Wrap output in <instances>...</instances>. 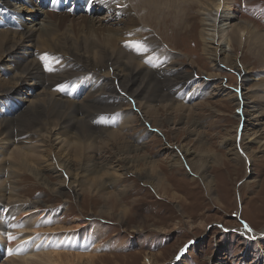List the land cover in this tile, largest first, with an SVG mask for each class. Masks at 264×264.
Returning a JSON list of instances; mask_svg holds the SVG:
<instances>
[{
	"label": "rangeland",
	"instance_id": "rangeland-1",
	"mask_svg": "<svg viewBox=\"0 0 264 264\" xmlns=\"http://www.w3.org/2000/svg\"><path fill=\"white\" fill-rule=\"evenodd\" d=\"M119 2L125 3L124 0ZM19 4L23 5L21 2ZM196 9L195 4L183 8L181 14L184 18L181 16V22L178 20L174 22V19L168 16H164L167 21L162 22L163 17L156 19L161 21L159 24L142 22L147 35L143 37L145 39L143 41L147 42L148 35L152 34L161 45L157 53L165 54L169 60L177 61L180 69L187 74L190 72L194 78L193 84L183 90L185 99L179 102L187 106L181 112L182 115H175L174 111L169 114L161 109L155 117L159 118L162 126L157 127L151 121L154 115L148 116V121L143 122V112L141 113L133 102L127 101L121 107L123 110L129 108V111L124 110L128 122H125V127L134 126L132 130L124 128L126 132L132 134L127 139L131 142L138 137L141 141L136 153L131 152L129 156L151 161L152 164L149 166L154 165L156 173L148 170L149 177L153 179L158 174L162 180L160 187L144 183V179L140 177L142 174L135 173L139 170L135 169L137 167L129 169V173L121 170L117 164V157L125 155H117L118 151L112 145L108 146L110 152L103 151L101 157V161L109 162L108 173L112 174L109 176L116 179L108 186L98 185L100 181L95 183L94 180L97 178L93 174L88 176L90 181L85 182L82 188L74 191L71 186L65 187L63 188L65 195L57 196L49 188L57 182L51 171L43 172L49 180L47 184L38 181L27 170L6 169L7 171L2 173L0 171V183L4 184L2 187L5 190L3 192L5 199L0 196L1 200L5 202L16 200L17 197L14 196L6 200L11 196L9 191H12L13 180L15 191H12V194L18 193L19 199L25 200L29 205L39 199L44 200L48 207L45 209V205L42 206L45 211L50 208L48 211L51 213L52 211L60 213L61 221L46 224L43 226L44 229L41 228L44 230L42 233L30 231L28 233L24 232L26 228H18L19 230L22 228L21 235H26L28 240L38 239L35 242L36 247L44 245L48 251L59 249L64 252L85 254L91 251L99 257L94 264H144L146 259L150 260L149 264H264V236L254 239L243 233L245 224L253 232H259L264 228V61L262 62L257 55L253 56L247 52V47H244L243 43L238 49L227 42L230 39L228 33L233 27L232 24L237 22L233 21L230 23L231 26L225 25V32L227 30L228 32L227 34L224 32V35H227V40L224 36L219 44L224 50L221 57H231L232 61L236 59L235 68L238 70L229 67L225 59V63H221L215 73L217 77L207 82L208 72L214 70L208 60L209 56L207 54L204 56L202 52L204 45L200 35L202 16ZM108 12L103 10L99 17L108 18L111 15ZM176 12L173 10L170 15L174 17L177 15ZM21 14L26 13L23 11L19 13ZM80 14V11L75 12L71 17L76 18ZM136 16L139 17L137 13ZM23 18L22 23L27 24L26 26L34 24L29 21L30 19ZM38 26L39 24L34 27ZM17 27L19 26L15 28ZM211 32L208 31L207 36L210 34L211 37ZM210 37L208 39H211ZM215 41L216 36L215 40H212V48L216 46ZM36 48L33 49L36 52H33L44 54L43 48L41 50L38 46ZM149 59L147 62L151 61ZM190 62H194L193 69L187 66ZM20 63L24 64L25 59H21ZM48 63L53 69L58 64L51 61ZM243 73L251 77L245 83L240 81ZM14 74L12 70L1 68L0 84L11 79ZM93 77L95 75L73 79L74 84L79 82L82 87L81 89L80 86L77 87L80 94L83 95L84 88H88ZM222 87L228 90L222 93ZM42 88L38 86L36 92L30 91L22 96V105L25 107L43 90ZM236 89L243 95L242 102L253 101L252 104L256 107L244 108L242 113V105L239 108L237 101L229 98V93L236 92ZM70 98L78 99L73 96ZM130 104H133L132 109ZM190 111L192 119L194 118L198 124L192 125L187 122L191 119ZM166 117H169L170 121L166 120ZM129 118L133 120L132 123L129 122ZM117 119H114L115 124L121 122L119 116ZM31 139L32 141H26L20 148L17 142L0 140V159H8L6 161L8 165L13 152L23 151L30 155L31 160L28 164L32 168L46 166L48 163L44 154L47 152H42L44 142L39 137ZM230 145L238 152L237 159L230 154ZM179 148L194 151L193 155L195 153L202 160H206L205 172L209 179L207 185L196 176L191 164L171 166L173 154ZM59 150L60 144L53 148L55 153ZM249 154L253 159H250ZM33 160L35 161L32 163ZM143 162L142 160L141 163ZM56 170L60 172L59 168ZM99 178L108 179L106 175ZM152 182L156 183V178ZM74 192H77V195ZM1 204L0 223L2 229L7 230V222L3 224L1 217L2 215L4 219H7V216L13 217L9 207L15 204ZM11 218V221H15V217ZM57 224L66 226L67 231L56 230ZM74 224H78L77 234L93 236L90 241H85L82 237L76 245L69 243V235L74 233L71 226ZM1 233L7 232L0 230ZM17 234L15 232L14 236ZM67 234L68 237H65ZM58 235L62 236V240L55 244L54 240ZM41 237L45 238L44 241L39 239ZM46 237L52 238L51 241ZM45 241L46 243H43ZM8 248L3 249L7 252ZM13 255H0V264H8L9 258L14 257Z\"/></svg>",
	"mask_w": 264,
	"mask_h": 264
},
{
	"label": "bare ground",
	"instance_id": "bare-ground-1",
	"mask_svg": "<svg viewBox=\"0 0 264 264\" xmlns=\"http://www.w3.org/2000/svg\"><path fill=\"white\" fill-rule=\"evenodd\" d=\"M124 1L125 3L121 4L119 0L115 2L113 0H14V2L0 0V20L4 24V27H0L3 29L0 31V69L4 67L15 72L11 79L0 84V140L17 142L20 148L26 141H32L31 138L39 137L44 142L42 152H47L44 157L48 163L44 167L33 166L32 168L28 164L31 160L28 153L13 152L8 165L6 163L8 159H0L1 173L10 169L27 170L38 181L47 184L49 180L43 172L51 171L52 175L57 178V182L49 188L57 196L65 195L63 192L65 187L71 186L74 191L82 188L85 182L90 181L88 176L93 174L97 178L94 180L95 183L100 181L98 185L108 186L116 179L110 177L112 174L108 173L109 162L101 161V157H103L102 152L109 151L108 146L112 145L117 149V155H125L116 156L121 170L127 173L129 169L137 167L135 169L139 170L135 173L142 174L140 177L144 179V183L160 187L162 180L158 174L153 178H156V183L152 182L153 179L149 177L148 170L156 173L154 165L149 166L152 162L142 159L144 162L141 163L142 160L139 157L129 156L131 152L136 153L141 141L137 136L136 140L133 139L131 142L127 139L132 134L126 132L124 128L132 130L134 126L125 127L127 114L124 110L127 109L123 110L121 107L127 101L133 102L134 106L141 113L143 112V117L141 116L144 119L143 122L148 121V116L153 117L154 115L151 121L158 127L161 123L155 116L161 109L169 114L174 111L175 115H182L181 112L187 106L179 102L185 99L183 90L193 84L194 78L190 72L188 74L183 72L177 61L169 60L165 54L157 53L161 45L155 37H152V34L148 35L147 42L143 41L145 40L143 37L147 35L142 22L159 24L161 21L156 19L163 17L162 22L167 21L164 16L171 17L174 22L175 20L181 22L182 9L195 4L196 11L198 10L197 12L202 16L200 18L202 24L200 35L204 43L202 52L204 56L206 54L209 56L208 60L214 70L211 73L208 72L207 82L217 77L215 73L219 70L221 63H225V59L229 67L238 70L235 68L236 59L232 61L231 57H221L224 50L219 44L220 39L222 40L225 36V25L231 26L230 23L233 21L237 22L232 24L233 27L228 33L230 39L227 40V35L225 36L227 42L238 49L243 43L244 47H247V52L253 56L257 55L262 62L264 61V0ZM20 2L23 3L22 6ZM60 3L63 4V9L58 8ZM79 6L84 10L80 11V16L72 18L71 15H75L76 7ZM142 7L143 10H141ZM103 10H108L111 15L108 12L110 15L108 18L99 17V13ZM173 10L178 12H176L177 15L174 14V17L170 15ZM23 11L26 16L19 15ZM22 17L24 20L30 19L29 21L34 24L26 26L27 24L22 23ZM38 24L39 26L35 28L34 26ZM16 26L19 27L15 28ZM18 28L20 30H17ZM208 31L213 32H211V37L210 34L207 36ZM227 32L228 30L225 33ZM215 36L217 47L212 48L211 43L215 40ZM209 37L211 39H208ZM131 41L146 44L148 50L137 51L135 48L128 47L126 42ZM37 46L40 50L44 49V54L35 53L36 50L33 49ZM42 56H47L48 59L42 60ZM150 57H154V60L149 59ZM21 59H25L24 64L20 63ZM147 59L151 61L147 62ZM48 60L51 63H58L54 69L52 68V73H48L45 67ZM194 62L188 63L187 66L193 69ZM89 75H95V77L88 84V88L83 87L85 89L83 95L79 91L82 88L81 85H79V90V87L74 89L70 86L73 79ZM250 79L249 75L243 73L240 81L245 83ZM59 85H64L65 90L59 91ZM38 86L40 89L43 87V90L24 107L22 96L30 91L34 92ZM226 90L228 89L222 87L221 92ZM229 95L231 100L237 101L239 108L242 105V113L244 108L256 107L252 104L253 101L242 102L243 95L241 94V97L237 89ZM71 96L78 97V99L70 98ZM151 102L154 104L151 105ZM175 103L177 104L174 106ZM189 115L191 119L187 122L192 125L198 124L194 118L192 119L191 111ZM117 116L121 122L115 124L114 119H117ZM101 117L104 118L103 121ZM169 119L166 117V120ZM128 120L131 121L130 123L133 122L130 118ZM58 144L61 150L55 153L53 148ZM229 147L230 154L237 159L238 152L231 145ZM193 152L180 148L175 150L174 154L172 153L171 166L181 167L182 163L191 164L196 176L207 185L209 179L205 172L206 160H202L195 153L193 155ZM249 157L253 159L251 154ZM137 165L148 166L138 168ZM58 168L59 173L56 170ZM104 175L108 179L99 178ZM2 185L4 184L0 183V196L5 199L3 196L5 190ZM14 188L15 181L12 180V191H15ZM12 191H9L11 196L6 200L12 199L13 196L18 198L19 194H12ZM74 194L77 195V192ZM17 198L7 202L0 199L5 205L15 204L9 207V212L14 215L15 221L10 220L12 216L4 219L1 214L2 223L7 222V230L2 229L1 223L0 230L7 233L0 234V255L8 254L3 249L5 247L15 249L18 245L22 246L24 241H29V245L27 250L20 254L14 252V257L9 258L8 264H94L96 262L99 257L94 252L90 251L85 254L64 252L59 249L48 251L47 246H35L38 239L31 241L26 238V235H21L23 231L21 232L22 228L18 229L20 227L26 228L24 232L42 233L44 232L43 226L51 221L56 223L61 220L60 213L56 211L51 213L48 211L50 208L47 211L44 210L42 207L45 205L44 200L39 199L29 205L25 200ZM44 207L48 208L46 205ZM28 216L34 218L31 219ZM11 225H16V227H11ZM60 225H56L58 228L56 230L67 231L66 226ZM77 227L78 224L72 225L71 230L74 233L65 235V237L70 236L69 243L76 245L82 237L85 241H90L93 236L86 237L83 234L80 236L76 233ZM244 230L242 231L248 235V238L256 239L264 236V228L259 232L248 231L246 228ZM15 232L18 233L15 235L17 239L9 241L7 234L14 235ZM39 239L44 241L45 238ZM55 239L56 244L62 240V236L58 235ZM2 251L5 254H2ZM149 261L146 259L144 264H149Z\"/></svg>",
	"mask_w": 264,
	"mask_h": 264
},
{
	"label": "snow or ice",
	"instance_id": "snow-or-ice-1",
	"mask_svg": "<svg viewBox=\"0 0 264 264\" xmlns=\"http://www.w3.org/2000/svg\"><path fill=\"white\" fill-rule=\"evenodd\" d=\"M113 2H115V0H113ZM118 7H120V5H118ZM126 7V6H124ZM128 47H131V48H135L137 51H147V45L144 44V43H141L140 41H131V42H126ZM42 60H47V56H42L41 57ZM45 67L47 68L48 71H53L52 67L46 63ZM58 90L59 91H64L65 90V86L64 85H59L58 86ZM102 121L104 120L103 117L100 118ZM14 219V218H13ZM11 227H16V225H11ZM244 227L248 230V231H251V229L249 228V226L247 224L244 225ZM39 235V234H37ZM7 239L9 241H14L16 239V237L14 235H12L11 233H8L7 234ZM28 245H29V241H24L23 242V245L22 246H18L16 247L15 249L13 248H8L7 249V252H8V255H12L14 252L16 254H20L24 251L27 250L28 248ZM184 250L182 249L181 252H183ZM177 259H179V256H177Z\"/></svg>",
	"mask_w": 264,
	"mask_h": 264
}]
</instances>
